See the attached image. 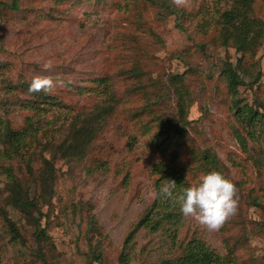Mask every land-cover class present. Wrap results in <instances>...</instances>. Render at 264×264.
I'll use <instances>...</instances> for the list:
<instances>
[{"label":"rangeland","instance_id":"1","mask_svg":"<svg viewBox=\"0 0 264 264\" xmlns=\"http://www.w3.org/2000/svg\"><path fill=\"white\" fill-rule=\"evenodd\" d=\"M232 2L170 0L163 10L161 0H0V120L15 130L26 125L33 111L23 106L30 96L18 83H31L34 76L51 78L50 94L68 108L48 114L50 120L61 117L58 137L69 134L76 114L100 103L96 92L80 94L77 87L94 88L93 80L108 77L122 99L83 159L53 158L54 193L46 203L38 155L30 161V175L25 164L20 169L0 161L29 182L36 179L31 195L40 200L41 213L35 216L47 236L38 243L34 227L9 204L7 175L0 169V264H120L122 251L129 264H161L181 255L192 239L221 254L231 246L234 264H264V166H255L256 157L264 156L252 142L244 153L234 138V129L242 128L223 72L230 64L242 80L239 100L264 104V38L245 55L221 46L214 24ZM252 11L264 23V0H253ZM129 69L145 73L143 93L132 95L136 81ZM181 74L193 95L186 144L160 151L153 142L154 114L145 106L161 95L155 114L174 113L170 79ZM204 149L220 159L223 174L236 186L235 214L216 230L181 214L175 234L142 228L125 248L165 182L152 174L153 166L161 161L181 171L189 186L211 171L195 158ZM4 213L16 223L22 244L10 243Z\"/></svg>","mask_w":264,"mask_h":264},{"label":"trees","instance_id":"2","mask_svg":"<svg viewBox=\"0 0 264 264\" xmlns=\"http://www.w3.org/2000/svg\"><path fill=\"white\" fill-rule=\"evenodd\" d=\"M168 1L170 0H161L163 10L170 8ZM252 5L253 0H233L228 9L221 11L214 24L218 31L216 38L221 46L233 47L237 53L242 55L253 52L257 48L264 38V23L253 17ZM223 72L228 82L229 91L234 97L236 121L242 128V131H239L238 128L234 129V138L244 153H249V142H252L261 148L264 156V104L249 105L239 100L237 97L238 88L243 84L242 80L230 64L224 66ZM128 73L136 81L132 95L143 93V85L140 82L141 77L145 74L143 70L134 69L131 71L129 69ZM184 82V74L175 75L170 79L169 91L172 90L175 100L174 113L170 112L168 115L165 112L155 114L154 107L160 105V94L154 102L148 100L145 106L149 113L154 114L151 124H155L157 131L153 135V142L156 149L160 151H165L169 145H177L180 148L186 144L185 138L189 129L188 117L193 105V95L186 88ZM93 83L96 85L94 88L85 90L77 87V89H79L80 94L96 92V96L100 98V103L95 104L93 109L85 113L73 114L75 116L73 123L68 127L69 134L62 135V137L60 135L61 138L58 137L61 127L55 129V126L61 121V117L50 120L48 114L54 108H58L62 112L68 111V108L60 104V100L55 95L50 94L49 91L29 92L30 83L27 81H19L18 83V87L30 96L27 104L23 106L33 111V114L26 118V125L15 130L8 122L0 120V161L11 164L18 163L20 169L25 164L30 175L32 173L30 161L32 157L38 155L42 165L37 179L43 190L41 196L44 203H46V199H51L54 193L56 169L53 158L55 159V156L60 155L66 160L83 159L87 148L98 133L104 129L107 119L115 113L117 106L121 103L122 99L115 94L113 83L108 77L97 78L93 80ZM134 116L138 117L139 114L135 113ZM49 152L53 154L52 159L46 157ZM176 156H178V151L173 154V158ZM195 158L202 162V168L205 170H217L223 173L220 159L209 149L200 151ZM11 164L0 166L2 172L7 175L8 202L34 227L37 242L46 241V230L42 228L39 218L35 216L37 212L41 213L38 209L40 200L31 195L32 183H35L36 179L33 176L32 181L29 182L27 175H16ZM255 166L262 168L264 160L256 157ZM152 174L160 175V180H175L177 187L174 194H179L184 187L188 186L182 172L164 162L156 163L153 166ZM2 216L10 236V243L15 246L22 244L23 240L16 223L6 213ZM180 220L181 213L175 200L157 195L152 208L128 234L125 248L142 228L151 232H157L164 228L169 233L175 234L176 226ZM92 224H95V218L92 219ZM224 249L225 253L221 254L206 242L192 239L184 247H181V255L163 261L161 264H234L236 257L232 253L231 246L226 244ZM40 252L44 258V252L42 250ZM120 264H129L125 251L120 254Z\"/></svg>","mask_w":264,"mask_h":264},{"label":"clouds","instance_id":"3","mask_svg":"<svg viewBox=\"0 0 264 264\" xmlns=\"http://www.w3.org/2000/svg\"><path fill=\"white\" fill-rule=\"evenodd\" d=\"M54 86L49 77L34 76L29 92H47ZM177 184L167 179L159 187L158 196L174 199L184 217H191L208 230H216L237 210V189L222 172L211 170L199 180L174 194Z\"/></svg>","mask_w":264,"mask_h":264}]
</instances>
